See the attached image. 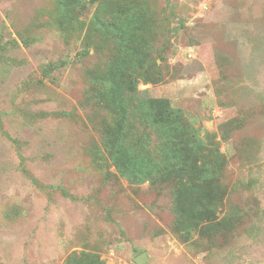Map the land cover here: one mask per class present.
Returning <instances> with one entry per match:
<instances>
[{
  "label": "rangeland",
  "instance_id": "rangeland-1",
  "mask_svg": "<svg viewBox=\"0 0 264 264\" xmlns=\"http://www.w3.org/2000/svg\"><path fill=\"white\" fill-rule=\"evenodd\" d=\"M135 48L140 93L199 139L145 181L110 152L112 77ZM143 252L264 264V0H0V264Z\"/></svg>",
  "mask_w": 264,
  "mask_h": 264
},
{
  "label": "trees",
  "instance_id": "trees-1",
  "mask_svg": "<svg viewBox=\"0 0 264 264\" xmlns=\"http://www.w3.org/2000/svg\"><path fill=\"white\" fill-rule=\"evenodd\" d=\"M101 21L106 25L123 27L127 37L133 32V28L126 27V21L117 15L111 14L107 20L101 17ZM123 42L127 44L124 38ZM159 58L164 60L161 55ZM139 62L135 48V54L132 52L122 58L112 77L110 97L117 111V119L110 152L122 176L145 181L160 171L167 170L170 173L183 166L189 146L199 139L194 134L188 135L186 128L189 124L181 109L172 107L167 100L140 93L136 72ZM134 66L135 79L132 70ZM53 68L47 65L43 71L48 74Z\"/></svg>",
  "mask_w": 264,
  "mask_h": 264
},
{
  "label": "water",
  "instance_id": "water-1",
  "mask_svg": "<svg viewBox=\"0 0 264 264\" xmlns=\"http://www.w3.org/2000/svg\"><path fill=\"white\" fill-rule=\"evenodd\" d=\"M148 260H149V255L147 252L140 253L134 259L136 264H148Z\"/></svg>",
  "mask_w": 264,
  "mask_h": 264
}]
</instances>
